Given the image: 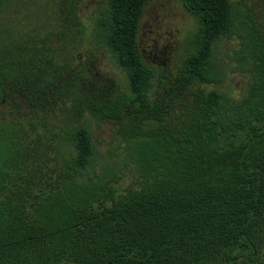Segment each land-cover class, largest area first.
Returning <instances> with one entry per match:
<instances>
[{
  "label": "trees",
  "instance_id": "1",
  "mask_svg": "<svg viewBox=\"0 0 264 264\" xmlns=\"http://www.w3.org/2000/svg\"><path fill=\"white\" fill-rule=\"evenodd\" d=\"M178 1L196 49L153 90L149 0L88 21L82 0H0V264H264V16ZM224 39L249 74L239 99L210 88ZM102 50L127 87L95 72ZM92 119L117 142L104 158Z\"/></svg>",
  "mask_w": 264,
  "mask_h": 264
},
{
  "label": "rangeland",
  "instance_id": "2",
  "mask_svg": "<svg viewBox=\"0 0 264 264\" xmlns=\"http://www.w3.org/2000/svg\"><path fill=\"white\" fill-rule=\"evenodd\" d=\"M108 1L82 0L81 15L88 21L90 17L101 13L107 7ZM239 1L233 0L235 3ZM251 2L255 4L257 14L264 16V0H251ZM197 28L196 20L180 1L149 0L141 18L139 45L145 61L155 71L153 90L157 89L162 74L174 72L177 66L195 51L194 35ZM238 50V41L235 39H224L217 45L214 52V65L220 82L210 86L236 99L241 98L246 92L249 79V74L243 70L237 58ZM96 55L95 72L101 74L105 80L113 79L127 87V78L112 56L106 50ZM154 57H157L155 62L152 60ZM90 129L99 155L102 158L106 157L109 149L117 145L111 135L110 126L99 124L92 119ZM123 174L122 180L117 184L121 192L132 186L135 187L137 182L134 167H128Z\"/></svg>",
  "mask_w": 264,
  "mask_h": 264
},
{
  "label": "flooded vegetation",
  "instance_id": "3",
  "mask_svg": "<svg viewBox=\"0 0 264 264\" xmlns=\"http://www.w3.org/2000/svg\"><path fill=\"white\" fill-rule=\"evenodd\" d=\"M155 47V46H154ZM143 54V53H142ZM157 57H154L152 60L155 62Z\"/></svg>",
  "mask_w": 264,
  "mask_h": 264
}]
</instances>
